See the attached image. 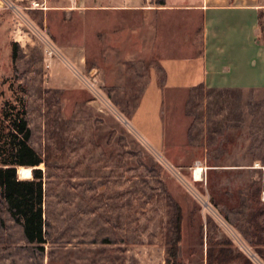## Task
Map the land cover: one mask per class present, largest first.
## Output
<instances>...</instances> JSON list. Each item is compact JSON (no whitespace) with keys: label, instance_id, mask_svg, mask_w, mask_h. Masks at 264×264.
Returning a JSON list of instances; mask_svg holds the SVG:
<instances>
[{"label":"rangeland","instance_id":"374dc122","mask_svg":"<svg viewBox=\"0 0 264 264\" xmlns=\"http://www.w3.org/2000/svg\"><path fill=\"white\" fill-rule=\"evenodd\" d=\"M160 1L2 0L0 118L23 106L43 160L44 243L0 193V264H264V90L205 88L198 17Z\"/></svg>","mask_w":264,"mask_h":264},{"label":"crops","instance_id":"0c3cea01","mask_svg":"<svg viewBox=\"0 0 264 264\" xmlns=\"http://www.w3.org/2000/svg\"><path fill=\"white\" fill-rule=\"evenodd\" d=\"M157 4L172 13L198 17L202 49L195 74H202L205 88L264 90V0Z\"/></svg>","mask_w":264,"mask_h":264},{"label":"trees","instance_id":"16d2710c","mask_svg":"<svg viewBox=\"0 0 264 264\" xmlns=\"http://www.w3.org/2000/svg\"><path fill=\"white\" fill-rule=\"evenodd\" d=\"M31 136L23 106L6 104L0 118V193L13 220L21 225L28 242L42 245V158L29 145ZM32 170V179H19V169ZM180 241L177 222L169 251L175 261Z\"/></svg>","mask_w":264,"mask_h":264},{"label":"bare ground","instance_id":"6f19581e","mask_svg":"<svg viewBox=\"0 0 264 264\" xmlns=\"http://www.w3.org/2000/svg\"><path fill=\"white\" fill-rule=\"evenodd\" d=\"M201 168L199 166H196L193 169V176L195 178V180H197L200 176H201ZM18 174L20 176L21 179H25V178H30V169H22L20 168L18 171Z\"/></svg>","mask_w":264,"mask_h":264},{"label":"water","instance_id":"95a60500","mask_svg":"<svg viewBox=\"0 0 264 264\" xmlns=\"http://www.w3.org/2000/svg\"><path fill=\"white\" fill-rule=\"evenodd\" d=\"M34 168H30V175H32V170H33ZM21 179V178H20Z\"/></svg>","mask_w":264,"mask_h":264},{"label":"built area","instance_id":"2783aa9c","mask_svg":"<svg viewBox=\"0 0 264 264\" xmlns=\"http://www.w3.org/2000/svg\"><path fill=\"white\" fill-rule=\"evenodd\" d=\"M69 1L75 2L76 0H69Z\"/></svg>","mask_w":264,"mask_h":264}]
</instances>
